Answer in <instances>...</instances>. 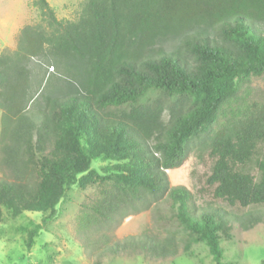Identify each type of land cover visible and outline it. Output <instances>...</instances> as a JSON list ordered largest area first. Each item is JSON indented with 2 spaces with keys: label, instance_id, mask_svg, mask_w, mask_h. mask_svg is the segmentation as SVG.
I'll list each match as a JSON object with an SVG mask.
<instances>
[{
  "label": "trees",
  "instance_id": "16d2710c",
  "mask_svg": "<svg viewBox=\"0 0 264 264\" xmlns=\"http://www.w3.org/2000/svg\"><path fill=\"white\" fill-rule=\"evenodd\" d=\"M34 4L41 22L0 55V168L9 174L0 179V221L3 207L41 214L30 251L71 188L101 180L78 219L89 256L177 253L174 236L107 233L166 200L215 264H230L221 241L232 223L264 224V104L240 94L264 75V0H86L76 21L59 20L47 0ZM196 148L213 159L200 189L213 201L202 208L167 174ZM99 160L115 164L96 180Z\"/></svg>",
  "mask_w": 264,
  "mask_h": 264
},
{
  "label": "rangeland",
  "instance_id": "374dc122",
  "mask_svg": "<svg viewBox=\"0 0 264 264\" xmlns=\"http://www.w3.org/2000/svg\"><path fill=\"white\" fill-rule=\"evenodd\" d=\"M59 20L76 21L82 14L86 0H47ZM36 0H0V55L14 51L18 46L20 32L27 25L41 22V12L35 7ZM37 73V71H34ZM33 73L34 78L39 77ZM240 94L248 104H264V75L253 76L242 83ZM159 94L152 92L148 98L153 100ZM2 111L0 110V120ZM224 121V118H222ZM222 121V122H223ZM1 130V126H0ZM114 162L99 160L93 163L98 173L96 179L105 176L103 168ZM213 159L209 151L196 148L184 163L167 171L171 186L184 187L191 192L198 208L213 201L200 189L210 173ZM9 178V174L0 168V179ZM98 180V179H96ZM98 180L85 189L73 186L67 197L57 207L56 218L42 230L35 239V245L29 251L26 246L28 232L41 223L42 215L37 212H23L14 215L2 208L0 221V264H215L207 244L195 241L188 230L176 219V212L168 201H161L145 211L132 214L119 226H111L107 233L114 241L128 237L164 240L176 237L178 251L165 259H155L144 251L107 254L100 257V249L93 257L88 255L79 243L85 235L79 231L78 219L84 205H92L99 197L101 185ZM215 204L230 214H243L245 210L231 208L225 203ZM264 212V207H260ZM92 233L89 238H96ZM189 242V249L185 245ZM221 247L224 262L230 264H264V224L245 231L240 225L232 223L230 237L223 238Z\"/></svg>",
  "mask_w": 264,
  "mask_h": 264
}]
</instances>
